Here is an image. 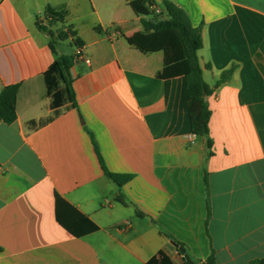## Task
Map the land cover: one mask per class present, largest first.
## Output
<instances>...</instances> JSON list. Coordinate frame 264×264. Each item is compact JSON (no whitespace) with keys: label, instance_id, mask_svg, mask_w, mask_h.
Here are the masks:
<instances>
[{"label":"crops","instance_id":"crops-1","mask_svg":"<svg viewBox=\"0 0 264 264\" xmlns=\"http://www.w3.org/2000/svg\"><path fill=\"white\" fill-rule=\"evenodd\" d=\"M170 1L201 24L211 153L191 132L186 78H160L163 52L142 50L151 15L128 0H0V90L18 85L15 120L0 118V264H143L159 250L182 264L168 235L194 259L264 257V0ZM47 5L67 13L43 25L72 26L88 59L70 68L75 106L56 110L43 77L55 54L37 25ZM96 149L131 178L119 187ZM56 208L96 229L71 234Z\"/></svg>","mask_w":264,"mask_h":264},{"label":"trees","instance_id":"trees-1","mask_svg":"<svg viewBox=\"0 0 264 264\" xmlns=\"http://www.w3.org/2000/svg\"><path fill=\"white\" fill-rule=\"evenodd\" d=\"M154 0H128L133 10L138 14L151 15L148 19H142L143 26L142 50L144 52L162 51L163 66L157 73L160 78H169L183 75L186 78V95L188 102V115L191 132L205 138L208 152L211 153L212 139L209 135V117L211 111L206 103L205 97L212 92L202 76V68L199 63L198 50L202 46L201 24L193 25L187 13L170 0H161L163 18H157L149 9V5ZM155 2V1H154ZM67 13L64 5L44 8V16L48 23L63 21ZM153 14V15H152ZM38 28L48 33L50 37L49 45L55 57L46 71L43 73L46 96L50 98V105L56 110L57 107L69 103L75 106L74 92L72 88V75L70 68L76 63L82 54L81 40L77 37L72 26L52 31L37 22ZM96 29L100 27L96 26ZM77 47L78 52L73 54H58L55 50L57 39H67ZM233 67L224 70L217 84L228 79ZM18 85H6L0 90V118L11 123L15 120V104ZM97 153L98 150L96 149ZM100 164L105 174L119 187L127 182L130 174H119L109 171L98 153ZM56 199L58 197L56 196ZM116 199L125 203L123 194L119 190ZM76 215V214H75ZM56 219L71 234L80 236L87 230H95L96 226L85 216L77 214L65 216L56 208ZM175 243L180 244L171 235H168ZM182 264H217L214 252L203 260L192 257L182 258ZM143 264H172L169 257L161 250L152 255ZM250 264H264V257L254 259Z\"/></svg>","mask_w":264,"mask_h":264},{"label":"built area","instance_id":"built-area-1","mask_svg":"<svg viewBox=\"0 0 264 264\" xmlns=\"http://www.w3.org/2000/svg\"><path fill=\"white\" fill-rule=\"evenodd\" d=\"M149 9L152 11V13L157 17V18H163V13H162V7L157 5L156 2H152L149 5ZM39 23L43 25V23H48L47 18L44 16V14L41 16V19L39 20ZM78 52V49L77 51ZM80 59H83L85 62H88V59L86 57H84L83 55H81Z\"/></svg>","mask_w":264,"mask_h":264},{"label":"water","instance_id":"water-1","mask_svg":"<svg viewBox=\"0 0 264 264\" xmlns=\"http://www.w3.org/2000/svg\"><path fill=\"white\" fill-rule=\"evenodd\" d=\"M173 244L177 247L178 251L182 254L185 259L189 257L188 254L185 252L183 245H179L175 242H173Z\"/></svg>","mask_w":264,"mask_h":264},{"label":"rangeland","instance_id":"rangeland-1","mask_svg":"<svg viewBox=\"0 0 264 264\" xmlns=\"http://www.w3.org/2000/svg\"><path fill=\"white\" fill-rule=\"evenodd\" d=\"M58 25H60V23H58ZM56 41H57V42H56V48L58 49V47H59V45H60L61 43L66 44L67 39H57Z\"/></svg>","mask_w":264,"mask_h":264}]
</instances>
